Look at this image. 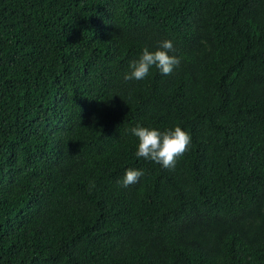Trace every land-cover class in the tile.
I'll return each mask as SVG.
<instances>
[{"label":"trees","instance_id":"obj_1","mask_svg":"<svg viewBox=\"0 0 264 264\" xmlns=\"http://www.w3.org/2000/svg\"><path fill=\"white\" fill-rule=\"evenodd\" d=\"M0 264H264V0H0Z\"/></svg>","mask_w":264,"mask_h":264},{"label":"clouds","instance_id":"obj_2","mask_svg":"<svg viewBox=\"0 0 264 264\" xmlns=\"http://www.w3.org/2000/svg\"><path fill=\"white\" fill-rule=\"evenodd\" d=\"M174 52L171 40L162 41L160 48L154 52L145 47L139 60L130 63L131 71L124 75V81H142L150 75L153 67L162 75H171L181 63L180 58L169 54ZM131 132L139 140L136 157L155 162L169 170L175 169L179 160L190 150L192 143L190 134L179 126L165 131L137 126ZM143 175L142 170L130 168L119 183L126 188L138 183ZM94 187V182L90 183V188Z\"/></svg>","mask_w":264,"mask_h":264}]
</instances>
